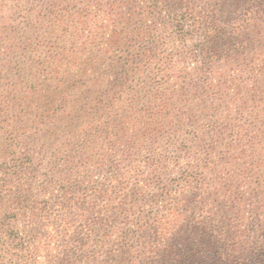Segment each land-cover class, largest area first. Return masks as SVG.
Wrapping results in <instances>:
<instances>
[{"label":"trees","instance_id":"trees-1","mask_svg":"<svg viewBox=\"0 0 264 264\" xmlns=\"http://www.w3.org/2000/svg\"><path fill=\"white\" fill-rule=\"evenodd\" d=\"M15 1L18 11L19 4L24 0ZM96 6L101 7L102 2L98 1ZM121 13L124 16L118 13L122 19L117 24L122 28L110 33L106 42L110 50L123 48L125 51L126 65L119 67L121 76L115 79V85L119 88V82H123V86L127 84L124 94L128 96H137L142 92L147 96L152 91V85H147L146 74H151V70L140 71L142 63L161 65L167 60L157 48L142 44L146 37L139 29L125 35V29L137 21H154L156 17L164 19L165 28L173 30L171 39L174 43L186 49L190 57L200 56L205 67L222 60L226 66L232 61L250 68L254 64L251 54L254 47L264 48V0H142L137 10ZM249 45L252 49L247 48ZM110 50L104 51L102 66L108 62L107 67H113V70L115 65H120V61L112 58ZM232 51L240 54L231 55ZM33 53L35 51H31L30 55ZM68 54L65 49L56 53L52 50L40 51L37 57H33L30 67L26 68L27 76L20 79L21 91H17V95L7 102L0 99L4 114L16 110V104L27 103L30 99L39 103H36L35 110H40L43 116L40 124L46 126L44 121L47 120V125L53 129H47L39 136V155L50 143V136L53 143L80 138L82 142L100 149L102 146L118 145L124 137L116 130L115 123L119 117L105 111L112 108L113 93L107 84L109 81L98 98L105 105L96 101L89 112L85 111L93 86L103 85L96 81L90 86L81 70L75 73L76 79H68L70 67L67 63L71 56ZM95 70L105 72L101 66ZM134 81L137 83L132 86ZM74 89L76 93L72 96L68 92ZM156 95L157 92L153 98ZM194 121L188 127L190 132L182 128L170 139L171 147L168 144V148L176 154L174 166L169 164L172 159L154 151L149 155H138L142 180L137 184H131L125 175L137 168L123 161L108 165L104 181L89 187L84 195L76 194L72 198L71 190H65L61 196H54L57 209H50L45 216L39 214L43 209L37 205L41 202H31L30 210L24 213L26 223L21 228L16 227L21 214L9 208V222L5 223L6 227L0 228V264H39L42 252H45V264H72L73 261L76 264H264V243L250 233L251 229L261 231L264 226L259 209H254L249 220L235 204L244 201L241 192L229 193L214 181L212 185L211 178L221 169V160L199 157L202 149L198 147L210 137L209 133L197 128ZM208 121L207 130L218 135L215 136L216 143L213 141L207 146L210 152L220 149V155L227 157L231 149L226 144L227 137L234 143L239 142L238 146H243L241 137H237V127L232 124L234 118L223 126L220 131L223 135L217 132L218 122L212 118ZM8 134L12 135L9 150L19 162L15 168L25 170L32 164L27 145L31 141L29 138L35 135L22 136L19 141L17 128L13 126ZM129 140L131 138L125 137L121 145L123 153L132 148L126 144ZM14 142L25 147L15 149L12 147ZM48 147H51L50 144ZM105 150L100 162L110 155V150L117 153L114 148ZM124 170L125 173H122ZM146 170L157 183L165 172L176 177L166 185L155 187L157 192L152 199H144L148 195ZM5 176L9 177L8 184L12 175L6 173ZM46 182L42 195L51 194V181ZM235 184L236 181H229L227 186L236 190ZM87 199L84 204L87 208L84 209L81 203ZM14 200L21 204V197ZM208 202L216 206L211 209L207 206ZM102 203L105 208L100 206ZM206 207V211L197 217V211ZM58 209L63 211L64 216L58 214ZM71 215L77 223L84 222L79 224L81 227H77ZM94 217L97 218L93 223H88ZM72 223L75 227L70 233ZM48 227H53L48 235L51 243L42 240V233ZM86 230L93 234L92 246L86 240H80V234H86ZM75 243L79 244L80 254L72 249Z\"/></svg>","mask_w":264,"mask_h":264},{"label":"rangeland","instance_id":"rangeland-1","mask_svg":"<svg viewBox=\"0 0 264 264\" xmlns=\"http://www.w3.org/2000/svg\"><path fill=\"white\" fill-rule=\"evenodd\" d=\"M98 1L102 2L101 7L96 6ZM114 2V6L110 8ZM141 5L142 0H24L17 11L15 0H0V99L7 102L17 95V91H21L20 79L27 76L26 68L30 67L33 57H37L40 51L52 50L56 53L65 49L69 53L67 56L71 54L67 63L70 71L62 68L68 73V79H76L75 73L81 70L90 86L96 81L103 85L93 86V92L89 93L91 97L86 100L85 111L89 112L96 101L102 102L98 99L99 93L108 84L113 93L112 108L105 111L119 117L115 123L116 130L124 135L122 143L102 146L101 149L82 142L80 138L62 139L53 143L50 136V143H47V148L39 155V136L47 129L53 131L47 125V120L44 121L46 126L40 124L43 116L40 110H35L36 103H39L34 99L18 103L16 110L7 114L0 108V228L6 227L5 223L9 222V208L18 210L17 213L21 214L16 222V227L21 228L26 223L24 213L30 210L31 202H41L37 205L39 209H43L39 214L45 216V212L50 209H57L54 196H61L65 190H71L72 198L76 194L84 195L89 187L104 181L108 175L107 167L111 164L126 161L130 167H136V171L125 175L131 184L139 183L142 180L139 173L140 153L149 155L154 151L163 154L172 159L169 164L174 166L176 154L173 149L168 148V144L171 147L170 139L182 128L190 132L188 127L192 120H195L193 123H196L197 128L209 133L210 137L198 147L202 149L198 153L199 157L221 160V169L211 178L212 185L214 181V184L229 193L241 192L244 201L235 204L245 212L246 218L251 220L254 209H259V215L264 220V48L254 47L251 53L254 64L250 68L232 61L226 66L222 60L216 65L208 64L205 67L200 56L190 57L186 49L174 43L171 39L173 30L165 28L167 24L164 19L156 17L154 21H137L135 25L125 29V35L139 29L146 37L142 44L157 48L167 60L161 65L153 62L138 64L142 67L140 71L151 70V74H146L147 85H152V91L147 96L143 92L137 96L125 95L127 84L123 86V82H119V88L115 85V79L121 76L119 67L126 65L125 51L123 48L110 50L106 39L110 33L122 28V25L117 24L122 19L119 12L124 16L121 11L137 10ZM247 48L252 49L251 45ZM105 50H110L112 58L120 61V65H115L113 70V67H107L108 62L102 66ZM31 51H35L32 56ZM230 53L240 54L233 51ZM100 66L105 72L95 70ZM136 83L134 81L131 85L135 86ZM156 92V98H153ZM68 93L73 96L76 92L74 89ZM30 112L32 114H28ZM210 118L220 124L218 133L224 129L228 120L234 118L232 124L237 127V137H241L243 146H238L239 142L234 143L227 137L226 144L231 148L227 157L220 155V149L210 152L207 146L213 141L216 143L215 136L218 137L215 132L207 130ZM12 126L17 128L19 141L22 136L35 135L32 139L29 138L31 141L27 145V154L31 157L32 164L22 171L15 168L19 162L17 156H12L9 150L14 133L9 135L8 131ZM125 137L131 138L126 143L132 147L128 153H123L121 147ZM49 144L51 147H48ZM12 147L19 150L25 145L14 142ZM106 148H114L117 153L110 150V155L100 162ZM128 154L131 155L125 160ZM6 173L12 175L8 184L9 177L5 176ZM146 173L148 195L144 199L149 200L157 192L155 187L166 185L176 177L165 172L162 180L159 179L157 183L153 175L150 172L148 174V170ZM46 181H51L50 195H42ZM229 181H236V190L227 186ZM16 197H21V204L15 202ZM86 202L88 199L79 203L84 205ZM100 206L105 208L103 203ZM207 206L212 209L216 205L208 202ZM83 208L86 209L87 206L84 205ZM206 209L207 207L198 210L196 216L202 215ZM57 211L64 216L63 211ZM97 217L89 219L88 223H93ZM70 218L78 224L77 227L84 223H77L72 215ZM74 223L71 224L73 228L70 233L75 227ZM51 229L53 227L43 231L42 240L51 243L48 238ZM85 233L80 234V240H86L92 246L93 234H89L88 230ZM250 233L257 235L255 238L264 243V226L261 231L251 229ZM52 243L55 244L54 239ZM72 249L80 254L79 244L75 243ZM44 256L45 252H42L39 264H45ZM72 264L76 263L73 261Z\"/></svg>","mask_w":264,"mask_h":264}]
</instances>
